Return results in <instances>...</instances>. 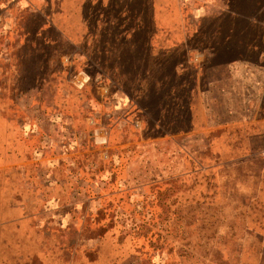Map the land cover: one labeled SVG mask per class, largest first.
I'll return each mask as SVG.
<instances>
[{
    "label": "rangeland",
    "instance_id": "374dc122",
    "mask_svg": "<svg viewBox=\"0 0 264 264\" xmlns=\"http://www.w3.org/2000/svg\"><path fill=\"white\" fill-rule=\"evenodd\" d=\"M0 264H264V0H0Z\"/></svg>",
    "mask_w": 264,
    "mask_h": 264
}]
</instances>
